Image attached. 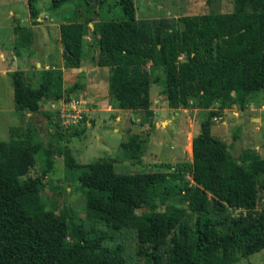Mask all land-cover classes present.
<instances>
[{
	"label": "trees",
	"instance_id": "1",
	"mask_svg": "<svg viewBox=\"0 0 264 264\" xmlns=\"http://www.w3.org/2000/svg\"><path fill=\"white\" fill-rule=\"evenodd\" d=\"M68 1L50 0V7ZM107 1H79L89 14L61 24L64 65L80 66L83 37L97 15V64L109 67L113 108L146 106L135 99H146L142 82L150 61L149 83L162 86L168 107L208 109L192 140V161L183 165L189 177L182 168L116 172V158L79 163L66 145L45 144L36 126L23 141H0V264H228L233 223L239 226L236 252L263 249L264 157L252 151L232 157L211 125L213 108L243 107L251 93L261 91L264 105V0H230V12L154 20L137 19L134 0H114L122 16L103 19ZM44 75L39 89L58 99L60 76L54 82ZM40 113L55 127L50 135L57 143L87 128L84 115L63 126ZM135 138L120 145L138 152L142 141ZM54 154L63 158L68 185L78 184L88 222L67 209L43 207L40 192ZM38 163L45 165L40 174Z\"/></svg>",
	"mask_w": 264,
	"mask_h": 264
},
{
	"label": "rangeland",
	"instance_id": "2",
	"mask_svg": "<svg viewBox=\"0 0 264 264\" xmlns=\"http://www.w3.org/2000/svg\"><path fill=\"white\" fill-rule=\"evenodd\" d=\"M79 1L81 0H69L70 3H64L57 8H50L46 0H32L35 9L50 8L46 13L48 17L45 18V14L43 21L38 22L30 14L28 0H0V51H5L9 46H13L19 54L28 51L30 54H35L36 57H44L45 52L49 51L50 42L58 34L57 27L50 25V23L62 14H66L65 16L69 19L83 18L86 13H80V10L86 9L85 6H82L84 4ZM89 1L92 4L95 2V0ZM228 1L230 2L229 5H227ZM158 3L161 4V8H159ZM208 3L207 0H134L138 16H152L150 19L143 18L140 20L167 18L164 15L168 10L183 14L184 9H189L184 11L189 13L188 15L193 13L205 14L204 12L209 11V9L218 11L220 3L223 11H232L230 0H220L218 4L211 0L209 5ZM10 10L13 11L16 18L12 17L9 13ZM159 15L162 16L159 17ZM101 16L103 19H117L122 16V10L114 0H108L101 9ZM52 46L56 48V43H52ZM5 57V62L0 58V141H23L27 131L33 130L36 126L45 144L66 145L79 163H89L101 157L116 158L114 165L116 172L172 171L175 168H182L185 176L189 177L187 169L183 165L191 162L192 139L199 132L201 123L208 118L210 111L197 108L166 109L167 103L164 102L162 86L149 83L148 66L145 67L146 72L142 82L146 99L139 94L135 99L137 103L147 100L146 106L133 108L136 112L130 111L128 108L124 111H113L110 114L104 110L98 111L96 103L87 101L84 120L90 121L91 126H87L81 135L71 136L68 142L59 141L57 143L50 135L55 131V127L51 126L45 117L42 119L40 112L50 113L52 120L56 121L57 116L54 108L62 104L61 99L59 102L58 99L45 96L39 89L40 78L33 71H28L29 75L22 71L12 72L13 70H10L12 68L10 55L6 53ZM183 57L184 55L181 53V58ZM16 60H18L21 68L26 65V61L19 56ZM31 61L34 65V60ZM50 64L53 63L50 62ZM5 68L8 71L3 72ZM157 72L161 74L159 70ZM53 89L58 90V86ZM68 89L69 87H66L63 94L68 93ZM236 94L234 96L239 97ZM22 97L25 100L21 99ZM106 98L109 100V93ZM155 98L158 99L157 102L154 101ZM32 100L36 104L29 106L28 102ZM261 100L262 92L257 91L243 99L244 108L238 104L229 105L225 108L219 106L213 108L215 113L212 117L211 133L220 139H224L223 137L226 139L227 136V141L224 143L234 158L239 157L244 151L256 152L254 147L257 144H263L259 156L264 157V110L259 109ZM238 102H240L239 99ZM34 112L38 114L36 116L37 122L33 123L32 114ZM116 115H119L120 118L115 119ZM259 118L258 130L249 129L250 131L243 134L239 132L240 135L238 134L237 138H233L237 135L236 129L242 130L243 123L254 128L257 123L256 120ZM221 120L226 121V126L221 124ZM128 128L139 131L136 133V138V134L128 132ZM132 137L137 141H142V147L137 150L138 152H135L133 148H123L120 145L121 142H127ZM37 139L39 140V138ZM141 153V160H138L136 156ZM42 164H37L38 174L45 167ZM66 175L68 177L62 156L52 155V166L46 172L45 186L40 192L43 207L56 211L67 209L75 217L88 222L84 210L83 194L78 189L76 182H70L71 185H68L69 181L66 180ZM94 222L99 228L105 230L101 224ZM230 234V258H233L228 264H264V248L247 256H241L236 252L234 247L239 234L238 224L230 225Z\"/></svg>",
	"mask_w": 264,
	"mask_h": 264
},
{
	"label": "crops",
	"instance_id": "3",
	"mask_svg": "<svg viewBox=\"0 0 264 264\" xmlns=\"http://www.w3.org/2000/svg\"><path fill=\"white\" fill-rule=\"evenodd\" d=\"M207 1H209V3H208V5H209L211 3V0H207ZM219 1L220 0H212V2H215L216 4H218ZM46 2H48L49 3L48 6H50V0H46ZM65 3H67V2H65ZM68 3H70V2H68ZM229 4H230V2L228 1L227 5H229ZM158 6H159V8H161L160 3H158ZM50 8L49 7H47V8H36L35 10L38 13V16L35 17V20L38 22H42L44 19L43 15H45L47 13V10H49ZM85 9L86 10H84L82 8L80 10V13H82L84 11L86 13L85 15L87 16L89 14V11L87 10V8H85ZM93 9L97 10L96 5H95V8H93ZM65 10H67V9H65ZM186 10H189V9H184V11H186ZM184 11L182 14V13H179L178 11L168 10L167 13L164 15V17L177 18L178 16L189 14V13H186ZM135 12H136V9H135ZM211 12H225V11H223L222 4L220 3L218 11H213V10L209 9V11H206L204 13H211ZM9 13L12 15V17H15V14L13 13L12 10H10ZM193 14H198V13H193ZM65 15L66 14H62L60 17L55 18L54 22L50 23V25H54L57 27L58 34L56 35L57 37L50 42L49 51L45 52L44 57H40V58L36 57L35 54H30V52H28V51H23L21 54H19V52L16 48H14L13 46H9L5 51H0V58L2 60H4V62H5L6 53H8V55H10V59L12 60V62H10V65L12 66V68L10 70H13L12 72L22 71L25 74L29 75L28 71H33L35 73V75L39 76V78H40L39 88H40V83L42 82L44 74H46L44 76L47 78H49V77L53 78L54 77V80H55L54 82H56V80H57L56 74L59 75L60 76V84H58V85H60V88H59L60 89V97L58 98V100L61 99V102H66V101H70L73 99H81V100L85 101V103L87 101H93L94 103H96L98 105V107H97L98 111L104 110L110 114L113 113V111H124L125 109L113 108L110 105L108 98H106V95L109 93V67L100 66L97 64L98 47L94 41V31H93L95 26L100 21L98 16L94 15L92 21L88 22V26H89L90 30H88L83 37L82 56H81L80 66L67 67L64 65V59H63V55H62V52L64 50V45L61 42L60 26H61V24L65 23V22L83 21L84 19L83 18H81V19H71L70 18L69 19V17H67ZM160 16H162V15H159V17ZM46 17H48L47 14L45 15V18ZM151 17H152L151 15L138 16L136 13L137 19H143V18H149L150 19ZM35 26H37V25H35ZM52 43H56V48H53V46L51 47ZM18 56L21 59L26 61V65L23 66L22 68L18 64V60H16L18 58ZM52 58H55V59L52 60ZM41 59H43V60H41ZM31 60H34V62H35L34 65H32ZM50 62H52L53 64H50ZM150 63L151 62L148 61L146 64V67L147 66L149 67ZM5 71H8L7 68L3 69V72H5ZM153 85H155V84H153ZM66 87L67 88L69 87V89L67 90L68 93L63 94V91H65L64 89ZM55 91L56 90L52 88L50 95L53 96V94H55ZM70 91H74V92L69 93ZM161 91H162V87H161ZM109 96H111V95L109 94ZM154 101L157 102L158 99L155 98ZM59 102H60V100H59ZM164 102L167 103L165 94H164ZM166 109L171 110L173 108H170L167 105ZM194 109H196V108H194ZM197 109H200V108H197ZM259 109L264 110V105L262 104V100H261V105H260ZM222 110L225 111V109H222ZM130 111L136 112L133 109H130ZM32 116H33V114H32ZM41 118L43 119L44 115H42ZM118 118H120V116L116 115L115 119H118ZM32 119H33V117H32ZM256 121H257V123L254 126V128L243 123L242 130H240L239 128H238V130L236 129L237 135L233 138H237L238 134L240 135L239 132H241L243 134L244 132L250 131L249 129L258 130L260 118L257 119ZM34 122H37V121H34ZM85 122H86L87 126H91L90 121L87 120ZM221 124L226 126V121L221 120ZM115 130H117V128H115ZM133 131H135V130H133L132 128H128V132H132L133 134H136L137 132H139V131H136V133H135ZM223 138L224 139H220V140L226 142L227 136H226V139H225V137H223ZM262 146H263V144L255 145L254 148L257 150L256 152L258 154H259V152H261ZM227 149H228V147H227ZM228 151L230 153L229 149H228Z\"/></svg>",
	"mask_w": 264,
	"mask_h": 264
},
{
	"label": "built area",
	"instance_id": "4",
	"mask_svg": "<svg viewBox=\"0 0 264 264\" xmlns=\"http://www.w3.org/2000/svg\"><path fill=\"white\" fill-rule=\"evenodd\" d=\"M85 111V101L81 99L62 102L61 105L54 108V112L63 126L77 124L83 118Z\"/></svg>",
	"mask_w": 264,
	"mask_h": 264
},
{
	"label": "water",
	"instance_id": "5",
	"mask_svg": "<svg viewBox=\"0 0 264 264\" xmlns=\"http://www.w3.org/2000/svg\"><path fill=\"white\" fill-rule=\"evenodd\" d=\"M64 49H66V47H65V46H64ZM112 96H113V94H111V96H110V97H112ZM37 114H38L37 112H34V113H33V116H32V117H33V120H34V121H36V116H37ZM133 132H135V133H136V131H133Z\"/></svg>",
	"mask_w": 264,
	"mask_h": 264
}]
</instances>
